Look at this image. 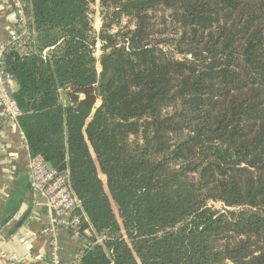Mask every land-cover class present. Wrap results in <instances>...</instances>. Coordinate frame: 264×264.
Returning <instances> with one entry per match:
<instances>
[{"label": "trees", "instance_id": "1", "mask_svg": "<svg viewBox=\"0 0 264 264\" xmlns=\"http://www.w3.org/2000/svg\"><path fill=\"white\" fill-rule=\"evenodd\" d=\"M30 17L5 70L30 154L69 170L87 215L74 264H264V0H31Z\"/></svg>", "mask_w": 264, "mask_h": 264}, {"label": "crops", "instance_id": "2", "mask_svg": "<svg viewBox=\"0 0 264 264\" xmlns=\"http://www.w3.org/2000/svg\"><path fill=\"white\" fill-rule=\"evenodd\" d=\"M15 29L13 8L0 2V42ZM12 88H17L15 81ZM29 157L20 125L0 108V264H56L50 237L43 232L49 211L44 198L31 189ZM57 242L59 259L67 264L77 262L88 244L84 235L65 230L58 231Z\"/></svg>", "mask_w": 264, "mask_h": 264}, {"label": "built area", "instance_id": "3", "mask_svg": "<svg viewBox=\"0 0 264 264\" xmlns=\"http://www.w3.org/2000/svg\"><path fill=\"white\" fill-rule=\"evenodd\" d=\"M0 2L9 3L16 18V29L7 41L0 42V108L6 118L19 125L18 120L22 110L13 96L14 80L5 70L4 52L9 45L17 44L21 47L31 35V0H0ZM29 171L31 189L44 198L49 211V222L43 232L50 237L53 261L56 264H67L59 259L57 235L60 230L77 235L81 233L83 221L88 220L82 201L72 187L69 170H58L43 155L30 154ZM86 232L89 230L86 229Z\"/></svg>", "mask_w": 264, "mask_h": 264}, {"label": "rangeland", "instance_id": "4", "mask_svg": "<svg viewBox=\"0 0 264 264\" xmlns=\"http://www.w3.org/2000/svg\"><path fill=\"white\" fill-rule=\"evenodd\" d=\"M92 9H93V12H92V18H93V25H94V28L99 31L100 27H101V18H100V7H99V3H95L92 5ZM100 42L97 43L96 45V56L99 58L100 54H101V50H100ZM98 69H101V66L100 64L98 63L97 65ZM100 103V100L97 101V104ZM101 177L104 181V183L106 184V176L104 174H101ZM212 204L214 205V207L216 208H223V205L222 203L220 202H212ZM114 209L116 211V213L118 212L117 210V207L114 205Z\"/></svg>", "mask_w": 264, "mask_h": 264}]
</instances>
